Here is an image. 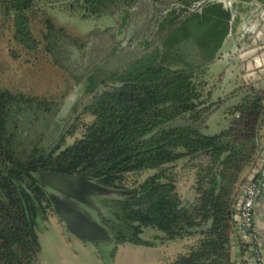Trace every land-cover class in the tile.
I'll return each mask as SVG.
<instances>
[{
    "label": "trees",
    "instance_id": "obj_1",
    "mask_svg": "<svg viewBox=\"0 0 264 264\" xmlns=\"http://www.w3.org/2000/svg\"><path fill=\"white\" fill-rule=\"evenodd\" d=\"M38 1L0 0V18L13 21L10 55L28 64L43 57L68 77L64 99L77 87L85 98L61 114V103L0 84V264H42L39 232L55 211L53 189L42 182L47 174L81 177L116 195L105 201L104 217L115 246L152 245L141 235L153 229L167 241L193 240L171 264H231L235 207L264 131V89L246 85L228 127L205 133L221 101L209 102L202 75L230 31L231 12L212 0H45L66 2L84 18H116L121 29L141 7L150 9L143 31L150 40L140 57L105 69V59L126 53L115 42L118 33L108 42L112 29L75 37L47 16L36 24ZM101 71L110 74L97 82ZM70 113L78 114L76 123L93 120L69 145L78 129L66 132ZM33 123L38 131L29 141ZM180 162L194 173L196 197L187 204L174 174ZM146 172L154 174L126 187L129 175Z\"/></svg>",
    "mask_w": 264,
    "mask_h": 264
},
{
    "label": "rangeland",
    "instance_id": "obj_2",
    "mask_svg": "<svg viewBox=\"0 0 264 264\" xmlns=\"http://www.w3.org/2000/svg\"><path fill=\"white\" fill-rule=\"evenodd\" d=\"M251 0H215L222 4L227 10L231 11L234 16V22L230 29L235 28L237 24L242 22L246 16V5ZM264 1V0H258ZM39 8H41L39 15L36 18V24H40L42 19L49 17L58 27L65 28L68 33L75 37H85L90 32L101 29H112L113 32L106 35L105 39L109 42L110 36L117 35L115 42L118 44L119 50L126 51L121 57L113 59H105V69H111L120 64H129L134 58L140 57L142 45L149 41V37L143 36V31L147 30V23L151 18V11L148 8L141 7L137 11L134 19L130 21V26L121 29L120 22L116 18H84L81 10L73 9L70 4L66 2L48 4L45 0L38 1ZM232 16V18H233ZM231 18V21H232ZM6 21V22H5ZM13 36V21L3 20L0 18V84L14 92H25L39 97H48L58 103H61L62 109L65 101L73 95L74 103L70 108L74 110L77 103L82 101L84 97V90L79 87L75 88L70 95L64 99L63 95L67 91L65 81L68 79L63 73L50 66L46 60L39 56L37 62L34 64L25 63L23 60H14L9 51V40ZM221 35H216L219 38ZM258 39L264 41V34L258 33ZM225 43V41H224ZM222 45L219 49L216 59L211 62L203 73V80L208 83L207 93L211 94L212 100L209 102L221 103L216 104V112L208 121L209 128L205 130L207 135H215L228 127L231 119V111L233 107L239 103L242 97L245 96L247 88L240 77L237 99H231V93L224 95L221 99L216 94L221 88H225V84L220 83L222 74H229L230 71L236 67L234 63L237 61L234 52L226 51L228 44ZM128 51V52H127ZM116 69L108 70L114 72ZM110 74L107 71H101L96 75L97 82L102 81ZM239 74V69H238ZM264 75V72H262ZM215 90H213L212 88ZM211 89L212 91L210 92ZM210 98V97H209ZM81 113L82 109H79ZM77 115L69 114L66 123V132L72 130V125L77 124V132L73 137H67V144H73L77 139L81 138L84 125L89 124L93 119L90 116H82L76 123L74 120ZM27 120V119H26ZM25 120V121H26ZM32 120V117L29 118ZM30 121H26L30 123ZM46 123V122H45ZM38 123L33 125L28 124L30 133L25 134V138L29 141L34 140L31 133L38 131ZM26 129V126L22 130ZM44 129V128H43ZM27 131V130H26ZM25 132V131H24ZM22 132V133H24ZM30 134L32 136H30ZM264 141V131L262 133ZM48 136V135H47ZM48 139V137H46ZM46 139V141H47ZM45 141V142H46ZM154 172H146L138 175H129L125 181L127 188L134 189L137 184L145 181L152 176ZM174 174L177 178V190L179 191L182 200L185 204L192 202L195 197V191L192 186L194 184V173L188 167H185L184 162H180L174 169ZM136 184V185H135ZM48 194L53 203L58 201L54 190L49 191ZM54 211H49L47 220L44 223L45 229L39 232L41 245V263L42 264H93L91 257L84 248V241L86 238L78 236L74 231L70 230L65 225L61 227L58 222V217L54 216ZM95 216V215H94ZM61 223V222H59ZM141 238L144 241L152 243V245L145 244H126L117 246V251L113 260L107 258V253L110 251L109 244L101 243L100 248H94L99 251L100 259L106 264H171L175 261L179 254H185L193 242L191 238L177 239L174 241H167L165 235L153 229H144ZM100 249V250H99ZM102 249V250H101Z\"/></svg>",
    "mask_w": 264,
    "mask_h": 264
},
{
    "label": "crops",
    "instance_id": "obj_3",
    "mask_svg": "<svg viewBox=\"0 0 264 264\" xmlns=\"http://www.w3.org/2000/svg\"><path fill=\"white\" fill-rule=\"evenodd\" d=\"M231 14H232V12H231ZM245 14H246V16L244 19H242V22L240 24H237L234 29L231 28L226 39H225L224 45L228 44V49L226 51L234 52L235 58L237 61L234 63L236 70H234V68H233L229 74H222L221 75L219 82L220 83L222 82L226 86H225V88H223V89L221 88L218 92H216V94H214V96H215L218 93L217 96L221 99L224 97V95H226L228 93L232 94L231 99H237L238 89L240 88V86H239L240 77L243 79V81H244L243 83L245 84V86L246 85H252L258 89L264 88V75H262V72H264V57L261 54H259L256 47L248 45V46H243L244 48H242L241 44H240L242 42L240 29H241V26L247 22L248 17H249L247 5H246V13ZM232 16H233V14H232ZM238 69H239V74H238ZM210 88H212V87H210ZM212 89L215 90L214 88H212ZM208 90H210V92L212 91L211 89H208ZM211 100H212V97H211ZM208 127H209V125H208ZM262 139H263V135H262ZM261 167L264 168V141L263 140H261V151H260V155H259V158L257 160V163L252 169H250L246 173V177L254 169H259ZM255 213H256L255 223H256V230L259 234V244L254 249L250 245V243L243 242V240L241 238H239V236L236 233H234L233 241H232L231 264H258L256 261V250L262 256V259L264 262V194L258 199L257 208H256ZM59 222H58V224L61 227H63L64 225H62ZM84 242L85 243L83 246H84L85 250H87L89 256L91 257L92 263L93 264H106L103 262L102 259H100L101 257L99 256V251H96L94 249V248H100V246L98 247V246H95L94 244H92L90 242H86V241H84ZM124 245H126V244H124ZM117 246H119V245H117ZM117 246H115L113 244L109 245V247H110L109 252L114 253L113 258L115 256L116 251H117ZM40 257H41V254H40ZM113 258L111 259V261L113 260Z\"/></svg>",
    "mask_w": 264,
    "mask_h": 264
},
{
    "label": "built area",
    "instance_id": "obj_4",
    "mask_svg": "<svg viewBox=\"0 0 264 264\" xmlns=\"http://www.w3.org/2000/svg\"><path fill=\"white\" fill-rule=\"evenodd\" d=\"M215 2V0H212ZM206 1L196 3L192 11L199 9ZM218 3V2H217ZM248 20L241 26L240 34L243 46H254L259 54L264 57V41L258 39V33L264 34V1L251 0L247 3ZM234 16L230 24L232 26ZM241 48V49H242ZM264 89V88H263ZM264 194V168L254 169L247 177L245 184L241 187L234 215V233L243 242L250 243L255 249L259 244V234L256 230V208L258 199ZM256 261L264 264L262 256L256 250Z\"/></svg>",
    "mask_w": 264,
    "mask_h": 264
},
{
    "label": "flooded vegetation",
    "instance_id": "obj_5",
    "mask_svg": "<svg viewBox=\"0 0 264 264\" xmlns=\"http://www.w3.org/2000/svg\"><path fill=\"white\" fill-rule=\"evenodd\" d=\"M78 178V181L66 184V188L60 192L53 189L55 192L54 195L57 197L59 202L62 203L63 207L81 222L86 223L85 215H92L95 218V225L101 229L100 233L108 236L107 240L100 241V243L110 245V243H112V237L104 220V217L108 216L105 201L111 199L112 197H116V195L92 181L81 177ZM54 210V216L58 217L61 224L67 227L66 222L61 218L55 205Z\"/></svg>",
    "mask_w": 264,
    "mask_h": 264
},
{
    "label": "water",
    "instance_id": "obj_6",
    "mask_svg": "<svg viewBox=\"0 0 264 264\" xmlns=\"http://www.w3.org/2000/svg\"><path fill=\"white\" fill-rule=\"evenodd\" d=\"M72 103H74L73 95L70 96L64 103L61 114L67 113ZM79 178L76 176H60V175H53V174H47L45 178L42 180L43 183L50 186L52 189H55L56 191H61L64 188H66V184L69 182L78 181ZM58 213L60 214L61 218L64 219V221L67 224V227L74 231L78 236H82L83 238H86V242H90L94 244L95 246H101L100 241L107 240L108 236L105 234L100 233L101 229L95 225V218L92 215H85L86 223L81 222L78 220L75 216H73L72 213L67 211L61 202L56 201L54 203ZM88 228V229H87Z\"/></svg>",
    "mask_w": 264,
    "mask_h": 264
}]
</instances>
